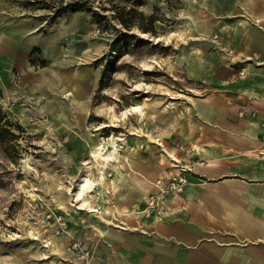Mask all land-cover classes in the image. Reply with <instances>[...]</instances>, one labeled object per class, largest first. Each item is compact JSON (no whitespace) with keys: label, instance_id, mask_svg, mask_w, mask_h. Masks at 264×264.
Wrapping results in <instances>:
<instances>
[{"label":"rangeland","instance_id":"rangeland-1","mask_svg":"<svg viewBox=\"0 0 264 264\" xmlns=\"http://www.w3.org/2000/svg\"><path fill=\"white\" fill-rule=\"evenodd\" d=\"M12 1L4 0V15L33 48L32 65L12 70L8 99L0 90V105L16 136L12 145H0V264H83L72 243L93 257L117 231L162 217L161 211L145 214V203L156 181L180 173L191 143L181 131L182 112L189 111L186 103L199 87L187 79L186 68L214 65V74L207 76L227 70L236 80L250 73L247 67H264V0H133L142 4L134 9L143 18L154 17L151 32L125 31L110 18L111 11L100 12L107 20L98 25L86 11L52 17L49 9L24 8ZM112 1L123 7L132 2ZM54 34L59 39L56 48L43 49ZM115 40L119 53L111 51ZM77 46L84 48L78 58ZM58 69L74 79L77 96H68L69 89L58 86L52 91L47 85L42 92L40 85L30 93L20 86L23 74L38 80ZM145 99L155 104L156 118L148 129L162 147L151 140L138 144L128 136L126 124L108 122L109 108L119 115ZM11 106L21 108L27 121L11 113ZM130 119L136 124L135 117ZM111 131L115 137L125 133L116 149L121 155L127 148L137 153L134 169L140 176L136 184L129 180V187L118 183L116 194L95 185L90 195L96 212L80 210L73 202L76 177L84 174V167H90L95 181L99 176L85 141L90 135L107 139ZM168 152L177 162L167 158ZM104 174L107 181L114 177L110 168ZM142 184L146 193L140 191ZM66 186L68 192L62 189Z\"/></svg>","mask_w":264,"mask_h":264},{"label":"crops","instance_id":"crops-1","mask_svg":"<svg viewBox=\"0 0 264 264\" xmlns=\"http://www.w3.org/2000/svg\"><path fill=\"white\" fill-rule=\"evenodd\" d=\"M4 14L1 0L0 90L12 92V70L32 65L33 47ZM213 70L186 68L199 87L181 122L191 143L178 171L190 184L155 223L131 224L105 239L91 264H264V105L254 101L264 99V67H247L236 80L227 70L213 77Z\"/></svg>","mask_w":264,"mask_h":264},{"label":"bare ground","instance_id":"bare-ground-1","mask_svg":"<svg viewBox=\"0 0 264 264\" xmlns=\"http://www.w3.org/2000/svg\"><path fill=\"white\" fill-rule=\"evenodd\" d=\"M1 1V0H0ZM57 36L54 34L51 36L49 40V44H44L43 49L52 48L55 49L57 42H58ZM75 56L78 58V53L84 51L83 47L77 46L74 50ZM92 57H90L91 59ZM50 75H45L38 80L35 78H30L29 75L23 74L20 79V86L23 88L24 92L30 93L35 88L39 87L41 85L42 92L47 91L48 86L49 88L57 87L62 89H69L70 93L67 94L68 96H77V88L73 87L74 79L70 77V74L67 73V71H62L61 69L58 70H50ZM6 76L1 74L0 72V80L5 78ZM41 83V84H40ZM48 85V86H47ZM146 91H149V87H144ZM51 90V89H50ZM61 90V89H60ZM5 96L8 99L10 95V90L6 88L4 90ZM79 94V93H78ZM255 103L263 106L264 105V99L258 98L254 100ZM167 107V105H166ZM48 109H52V105L48 107ZM11 113H18V116L20 117L21 122H26V115L22 111L21 108L17 106H11L10 108ZM131 117H135L136 124H133L129 122L131 120ZM156 118V107L155 104L145 99L143 103L140 105L130 106L125 111H122L119 115H117L112 108L108 109L107 119L108 122L112 125L114 122H122L123 125L126 124L124 129L131 130L128 133V136H133L136 142L145 141V142H151L154 143L156 140H154L151 131L148 129L149 122L155 121ZM128 130V131H129ZM111 136L107 139L102 138L100 135L98 136H88L87 141H85V151L87 152V155L89 159L95 163L96 167H98V178L95 181L90 173V167H84L83 168V175H78L76 177V185L73 192V202L76 204H80L79 208L84 209L86 208L89 212H96L95 209H93L92 206V196L90 195L91 189L98 185L101 188L102 192H105L106 189H111L113 193H119V187H117V184H121L122 188L129 187L130 183L128 184L129 180H133L135 184L137 183V178L140 176L139 173L134 169L136 166V155L134 151H130L131 149L127 148L125 151H123V154L121 155L119 151L116 149V143L118 141H122V136H124L125 133L119 132L118 137H115V134L113 131H111ZM142 139V140H140ZM151 140V141H150ZM154 140V141H153ZM251 142H255L254 138H248ZM258 143V142H257ZM139 144V143H138ZM155 144V143H154ZM256 144V142H255ZM158 147H162L160 143L155 144ZM167 158H172L171 162L175 163L177 162V159L174 157L173 152H168ZM172 163V164H173ZM84 165H88V162H85ZM174 165V164H173ZM110 168L114 172V177L111 181L106 180V176L104 174V170ZM128 171L132 174H128ZM128 177V178H127ZM149 185H152L151 182H147ZM70 181L68 182V185L70 186ZM69 186L63 187L66 192L69 191ZM147 187L142 184V187H140V191L147 192ZM171 202V198L166 201V204ZM143 211H140L139 213H142ZM50 240V237H48Z\"/></svg>","mask_w":264,"mask_h":264},{"label":"trees","instance_id":"trees-1","mask_svg":"<svg viewBox=\"0 0 264 264\" xmlns=\"http://www.w3.org/2000/svg\"><path fill=\"white\" fill-rule=\"evenodd\" d=\"M7 3L14 2L12 0H5ZM128 3L129 0H123ZM21 2L23 7H36L38 9H49L52 17L59 16L64 13H78L86 11L92 14V17L98 25L102 24V21L107 20V16L100 12L111 11L113 14L110 18L116 20L121 24L125 31H131L134 28L139 29L143 32H151L153 30V23L155 19L153 16L143 18L142 14L136 11L134 8L142 6L139 1H133L128 7L120 6L114 3L112 0L109 1V5H105V0H16ZM95 9H94V5ZM97 9V10H96ZM137 15V19L134 17ZM146 24V25H145ZM117 40L111 44V51L119 53V46L116 45ZM1 98V93H0ZM12 125L6 119L5 113L0 105V145L10 146L16 139V136L12 133ZM18 129V127H17Z\"/></svg>","mask_w":264,"mask_h":264},{"label":"built area","instance_id":"built-area-1","mask_svg":"<svg viewBox=\"0 0 264 264\" xmlns=\"http://www.w3.org/2000/svg\"><path fill=\"white\" fill-rule=\"evenodd\" d=\"M264 125V123L262 124ZM264 142V134L260 138ZM185 171L182 170L178 175L170 178L160 179L156 181L154 186V191L151 192L145 203V214L163 212V207L166 201L172 198L174 195L181 194L186 186L190 184V180L184 175ZM72 249L74 251L80 252L79 259L83 264H91L92 253L87 249H82L78 242L72 243Z\"/></svg>","mask_w":264,"mask_h":264}]
</instances>
